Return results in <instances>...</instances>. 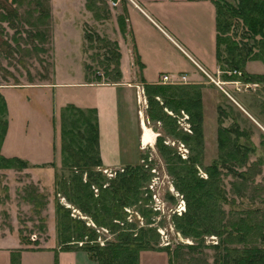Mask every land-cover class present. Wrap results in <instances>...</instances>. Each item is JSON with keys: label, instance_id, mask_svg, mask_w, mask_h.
<instances>
[{"label": "rangeland", "instance_id": "obj_1", "mask_svg": "<svg viewBox=\"0 0 264 264\" xmlns=\"http://www.w3.org/2000/svg\"><path fill=\"white\" fill-rule=\"evenodd\" d=\"M223 1L236 5L235 0ZM42 2L45 10L50 13L46 23L38 27L45 35L44 41L35 40L31 43L29 40L30 25L38 17L30 0H25L21 5L12 4L10 0L1 1L4 9L13 16L8 18L9 21H0V94L6 102L8 121L7 135L0 154L4 157H19L27 164L23 170H0V236L11 235L13 239L23 240L24 244H31L33 247H44L52 243L58 245L56 203L70 209L71 217H78L94 228L89 218L73 208L58 193V187L55 186L56 181L67 180L75 174L82 175L83 182L88 176L72 167L70 159L67 163L64 162L61 151V126L65 123L71 132L68 135V142H73L71 147L83 145L81 138L84 134L80 122L76 129L72 127L73 122L77 121V116L73 112L66 113V106L60 101L73 97L79 90L56 85L81 80L80 71L85 75L83 81L103 75L101 62L105 50L102 41H115L121 37L117 14L122 5L132 3L131 0H115L116 6L113 7L108 0H82L81 5L84 6V11L88 12L83 14L86 19L83 20L81 15V20L75 22L77 25L74 29L72 25L66 29L62 21L64 15L59 11L54 13L53 10L65 9V17L73 20L71 11L59 8L63 4L52 8L51 0ZM69 2V5H72L70 0ZM87 5H91L92 12L87 10ZM85 34L92 38V42L85 40ZM226 36L237 43L246 42L244 30L237 21L233 22V27ZM221 50L225 60L224 44ZM191 68L195 70L194 67ZM243 70L246 77L227 68L222 71L219 67L213 75L205 73L208 76L204 80L206 88H203L201 93L203 157L200 164L194 165L193 170L197 179L206 180L205 169L219 164L221 176L218 181L220 189L224 191V200L218 203L222 211V215L218 213V217L223 219L231 216L244 217L247 212L255 210L264 211V81L253 79L255 76H264V64L254 59L248 61ZM108 82L109 80L103 79L100 84H109ZM237 94L244 97L243 103L238 101ZM141 97L139 109L145 112L146 97ZM237 103L250 115H257L255 122L258 125L243 113ZM64 113L65 119L62 120L61 114ZM175 118L181 131H189L183 112ZM146 127L153 132L155 128V134H160L165 139L164 144L174 149L173 154L175 153L180 161L188 162L189 157L195 153L194 146L187 147L178 141H171L163 134L159 124L150 125L146 121ZM220 127L232 130L230 137H236L238 145L248 149L247 152L242 151L246 156L247 166L237 170L238 173H246L245 180L243 176L227 173L224 166L227 167L229 163H220L216 139L217 129ZM140 153L134 165L141 164L140 159L144 158L149 179L139 189L136 205L131 203L118 210V215L125 221L119 222L120 227H132L133 231L151 227L155 228L159 235L158 239L155 238L158 243L155 249L140 254L139 264H167L166 249L172 251L180 243L195 246L196 242L201 240L204 245L197 246L195 255L187 250L181 252L183 255L180 264H212L214 250L211 246L217 244L218 239L214 235L196 240L192 237H181L173 224L174 216L185 212L184 199L174 187L177 177L168 173L155 144L152 149H144ZM34 163L42 165L37 166ZM187 166L178 164L174 167L176 174H189L191 167ZM122 169L101 166L94 172L102 176L104 188ZM90 189L95 196L98 195V189L93 186ZM147 224L150 226H146ZM96 232L97 242L100 244L112 239L103 228H97ZM2 255L0 254V261L4 258Z\"/></svg>", "mask_w": 264, "mask_h": 264}, {"label": "trees", "instance_id": "obj_2", "mask_svg": "<svg viewBox=\"0 0 264 264\" xmlns=\"http://www.w3.org/2000/svg\"><path fill=\"white\" fill-rule=\"evenodd\" d=\"M1 1L4 0H0V21H9L8 18L13 14L4 9ZM208 1L215 8L218 67L222 71L227 68V70L241 73L242 77H246L243 69L248 61L258 59L264 64V0H235L236 5L228 4L223 0ZM10 2L21 5L25 0H10ZM30 4L38 17L30 25L28 37L31 43L35 40L41 42L44 41L45 35L38 27L46 23L50 13L45 10L42 0H30ZM86 8L89 12L93 10L91 5H87ZM236 21L244 30L246 40L244 44L229 40L226 36L233 27V22ZM117 22L121 35L125 36V16H119ZM85 36L87 42H92V38L86 34ZM250 42H252L251 45ZM102 43L105 50L101 62L104 72L103 75L90 81L101 83L105 79L109 80L108 83H118L121 79L118 45L108 40H103ZM223 44L225 45V60L222 58ZM89 45L91 46V43ZM135 64L140 65L137 58ZM253 79L261 82L264 81V76H255ZM253 79H248V81H254ZM144 94L147 102L146 117L150 125L159 124L163 134L171 141H178L187 147L196 148L188 162H183L176 157L175 153L173 154L174 149L164 144L165 139L160 134L155 141V147L163 158L168 173L177 177L174 187L182 195L185 203V212L180 216H174L173 224L176 231L182 238L192 237L195 240L208 235L216 236L218 242L211 246L214 250L212 264H264V247L262 246L264 245V211L247 212L244 217L219 218L218 213L222 215V211L218 203L224 200V191L220 189L218 181L221 176L218 169L219 164H213L205 169L206 180L195 177L193 167L195 164H200L203 157L201 88L195 85H147ZM65 112H73L77 116V121L73 122L72 127L76 129L80 122L84 136L81 138L83 145L71 147L73 142H68L70 129H67L65 122L64 125L62 124L61 151L64 162L67 163L70 159L72 167L88 176L83 182L82 175L75 174L67 180L56 181L55 186L58 187V193L73 208L89 218L94 228L78 217H71L70 209L56 203L58 246L62 250L83 251L89 260L96 264H139L140 254L154 250L158 244L155 238L158 239L159 235L156 229L151 227L138 231H133L132 227H120L119 222L125 221L118 215V210L131 203L136 205L140 194L139 189L149 179V171H145V160L141 158V164L125 167L121 172L116 173L115 179L109 181L108 185L103 188L102 176L94 172L102 166L96 112L95 110L84 112L72 105L67 106ZM181 112L187 117L189 133L181 131L177 126L175 116H179ZM6 115V102L0 94V149L8 130ZM61 117L62 120L65 119V113L61 114ZM154 131L157 132L155 128ZM231 133L232 130L221 127L217 129L216 139L220 163H229L227 167L224 166L227 173L243 176L245 180L246 173H238L237 170L247 166L246 156L242 151L247 152L248 149L238 145L236 137L233 139L230 137ZM193 148H191V153ZM178 164L182 166L187 164V167H191L189 174L182 176L176 174L174 167ZM26 166V162L19 158H6L0 154V170L8 168L23 170ZM91 186L98 189L97 196L91 191ZM97 228L107 230L112 239L106 240L103 244L98 243ZM21 241L24 243L23 240ZM79 244L81 245L78 246ZM203 245V240H201L196 242L195 246L180 243L172 251L166 249L167 264H180L183 250L195 255L197 246L203 247Z\"/></svg>", "mask_w": 264, "mask_h": 264}, {"label": "crops", "instance_id": "obj_3", "mask_svg": "<svg viewBox=\"0 0 264 264\" xmlns=\"http://www.w3.org/2000/svg\"><path fill=\"white\" fill-rule=\"evenodd\" d=\"M70 1L72 5H69V0H51L52 8L63 4L59 8H67L73 14V20H70L65 17V9L53 10L54 13L59 11L64 15L62 21L66 29L70 25L74 29L77 25L75 22L81 20V15L85 20L83 14L88 13L81 5L82 0H76V3ZM131 1L130 5H122L117 14L118 17L125 16L126 34L113 41L117 43L120 52V81L109 84L83 81L85 75L80 71L81 80L56 85L79 90L73 97L60 100L64 103L63 106L72 105L84 112L95 110L99 155L104 168L122 169L133 166L137 163L140 152L152 149L155 144L158 135L152 130L155 134L153 143H142L143 126H146L148 120L146 111L139 109V105L142 102L141 95L145 98V86L159 85L162 76L172 79L185 77L186 83L181 85L199 86L202 93L203 88H206L205 77H208L205 73L213 75L218 68L216 15L211 2ZM136 58L139 66L135 64ZM236 96L239 102H244L242 95ZM237 106L253 122L256 121L257 115H250L239 103ZM249 109L253 111L251 107ZM0 254L4 256L0 264H96L83 251L62 250L54 243L33 247L22 243L20 239H13L11 235L0 236Z\"/></svg>", "mask_w": 264, "mask_h": 264}, {"label": "built area", "instance_id": "obj_4", "mask_svg": "<svg viewBox=\"0 0 264 264\" xmlns=\"http://www.w3.org/2000/svg\"><path fill=\"white\" fill-rule=\"evenodd\" d=\"M110 2V4L115 7L116 6V2L115 0H108ZM130 1V0H129ZM186 83L185 82V77H179L178 79H172L171 77L169 76H162L160 78V81H159V84L161 85H181V84H184ZM185 119H187L185 117ZM189 130V129H188ZM187 131V130H186ZM189 132V131H187Z\"/></svg>", "mask_w": 264, "mask_h": 264}, {"label": "bare ground", "instance_id": "obj_5", "mask_svg": "<svg viewBox=\"0 0 264 264\" xmlns=\"http://www.w3.org/2000/svg\"><path fill=\"white\" fill-rule=\"evenodd\" d=\"M154 138L155 135L146 126H143L142 143L144 145L151 144L153 143Z\"/></svg>", "mask_w": 264, "mask_h": 264}]
</instances>
